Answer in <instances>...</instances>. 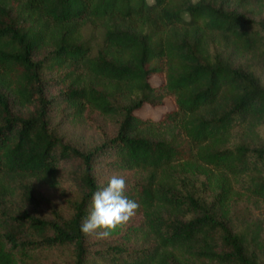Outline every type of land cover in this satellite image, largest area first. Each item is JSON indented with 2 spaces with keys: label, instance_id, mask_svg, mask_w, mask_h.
<instances>
[{
  "label": "trees",
  "instance_id": "1",
  "mask_svg": "<svg viewBox=\"0 0 264 264\" xmlns=\"http://www.w3.org/2000/svg\"><path fill=\"white\" fill-rule=\"evenodd\" d=\"M252 6L264 0H0V264H264L262 221L223 211L229 178L264 205ZM166 99L157 120L136 115ZM84 125L101 135L93 150L59 133ZM114 176L135 215L117 238L82 234ZM62 177L77 187L70 212L45 217L38 190Z\"/></svg>",
  "mask_w": 264,
  "mask_h": 264
},
{
  "label": "rangeland",
  "instance_id": "2",
  "mask_svg": "<svg viewBox=\"0 0 264 264\" xmlns=\"http://www.w3.org/2000/svg\"><path fill=\"white\" fill-rule=\"evenodd\" d=\"M195 1V0H193ZM248 17L254 19L255 21H264V7L252 6L248 10ZM87 33L86 37H89ZM96 36V35H94ZM256 71L263 77L264 80V68H256ZM152 85H157L159 83L158 78H153L151 80ZM173 104L171 100L166 99L163 106L159 108H150L149 106H144L141 110L136 112V115L143 119L157 120L166 111L172 110ZM58 123L56 119L55 124ZM264 133V127L261 129ZM60 135L64 138L65 143L70 144L74 148L81 150H93L98 144L102 142L100 134L91 131L88 126H64L59 128ZM67 171L71 168L66 169ZM199 180L196 182H203V177L197 175ZM232 185V192L230 194L227 205L223 208L225 218H232L236 224H247L256 223L257 220H261L264 224V205L257 203L252 197L239 189L237 183L229 178L228 179ZM199 187V185H198ZM201 190V189H193ZM207 196V201H212L215 192H210L208 189H202ZM42 199L45 198L49 201V204L43 203L39 212L45 217H51L52 211H57L62 215H68L70 210V202L77 195V187L74 184H69L66 178L62 177V183L56 187L39 188L37 193ZM214 207L219 209V206L214 204ZM118 228L113 230L112 233L107 238H117ZM61 256L58 254L47 253L45 257L48 259H56V257ZM262 261L264 263V254L262 255Z\"/></svg>",
  "mask_w": 264,
  "mask_h": 264
},
{
  "label": "clouds",
  "instance_id": "3",
  "mask_svg": "<svg viewBox=\"0 0 264 264\" xmlns=\"http://www.w3.org/2000/svg\"><path fill=\"white\" fill-rule=\"evenodd\" d=\"M126 181L112 177L107 186L92 196L91 211L80 225L82 234L97 233L108 237L113 230L126 224L138 209V203L124 195Z\"/></svg>",
  "mask_w": 264,
  "mask_h": 264
}]
</instances>
